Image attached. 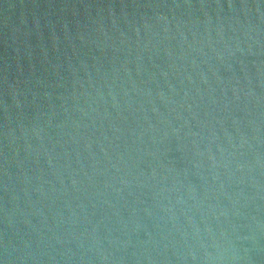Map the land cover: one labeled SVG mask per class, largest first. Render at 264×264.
Here are the masks:
<instances>
[{
  "label": "water",
  "instance_id": "95a60500",
  "mask_svg": "<svg viewBox=\"0 0 264 264\" xmlns=\"http://www.w3.org/2000/svg\"><path fill=\"white\" fill-rule=\"evenodd\" d=\"M0 264H264V0H0Z\"/></svg>",
  "mask_w": 264,
  "mask_h": 264
}]
</instances>
